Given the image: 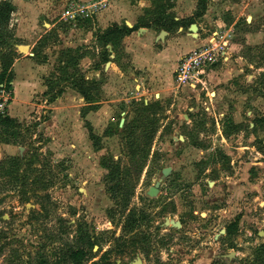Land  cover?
Masks as SVG:
<instances>
[{
  "label": "rangeland",
  "instance_id": "374dc122",
  "mask_svg": "<svg viewBox=\"0 0 264 264\" xmlns=\"http://www.w3.org/2000/svg\"><path fill=\"white\" fill-rule=\"evenodd\" d=\"M4 3L0 264H264V0Z\"/></svg>",
  "mask_w": 264,
  "mask_h": 264
},
{
  "label": "crops",
  "instance_id": "0c3cea01",
  "mask_svg": "<svg viewBox=\"0 0 264 264\" xmlns=\"http://www.w3.org/2000/svg\"><path fill=\"white\" fill-rule=\"evenodd\" d=\"M13 63V74L12 87H13V100L9 107V113L7 117L13 119L16 118V115H25L27 109V100L30 97V91L32 90V85L27 82V79L30 78V74L27 70L25 64L26 61L16 59ZM2 70V65L0 61V71ZM21 121V120H20ZM9 146V145H8ZM11 147V146H10Z\"/></svg>",
  "mask_w": 264,
  "mask_h": 264
},
{
  "label": "built area",
  "instance_id": "2783aa9c",
  "mask_svg": "<svg viewBox=\"0 0 264 264\" xmlns=\"http://www.w3.org/2000/svg\"><path fill=\"white\" fill-rule=\"evenodd\" d=\"M204 53V51L195 50L188 56L182 58V61L178 66V70L176 73V77L179 83L185 82V80L189 79L192 76L195 68V63H198V61L200 62L202 60V56L204 55ZM206 55L208 57V54ZM198 56L200 57V60H198ZM206 58L204 60H206ZM12 84V80H4L3 82H0V125L2 120L7 118L9 107L13 100L14 93Z\"/></svg>",
  "mask_w": 264,
  "mask_h": 264
},
{
  "label": "trees",
  "instance_id": "16d2710c",
  "mask_svg": "<svg viewBox=\"0 0 264 264\" xmlns=\"http://www.w3.org/2000/svg\"><path fill=\"white\" fill-rule=\"evenodd\" d=\"M202 4V3H201ZM7 8H10L9 4L4 3V4H0V12H6ZM0 17H2V14H0ZM113 39L111 38V34L110 32H106V43L112 41ZM14 77L13 71L12 69L10 70L8 66L6 65H2V70L0 71V82H3L4 80H12ZM2 124L4 126H11V127H16L18 125V123H16L13 119L7 117L5 119L2 120ZM86 252L84 250V248H79L78 250H76L75 252H73L71 254V257L73 259L76 260H80L85 256Z\"/></svg>",
  "mask_w": 264,
  "mask_h": 264
},
{
  "label": "water",
  "instance_id": "95a60500",
  "mask_svg": "<svg viewBox=\"0 0 264 264\" xmlns=\"http://www.w3.org/2000/svg\"><path fill=\"white\" fill-rule=\"evenodd\" d=\"M193 26H195V25H193ZM27 48H28L27 45H21V46H20V49H21V50H26ZM123 121H124V118L122 119V122H123ZM170 169H171L170 167H165V168L163 169V172H162V174H161V176H160V179H159L158 184H159V183L165 178L166 174L169 172ZM260 234H264V231L261 230V231H260Z\"/></svg>",
  "mask_w": 264,
  "mask_h": 264
}]
</instances>
